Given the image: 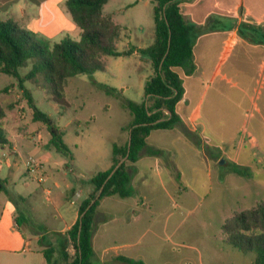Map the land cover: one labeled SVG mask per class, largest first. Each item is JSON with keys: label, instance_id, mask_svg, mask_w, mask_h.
<instances>
[{"label": "rangeland", "instance_id": "374dc122", "mask_svg": "<svg viewBox=\"0 0 264 264\" xmlns=\"http://www.w3.org/2000/svg\"><path fill=\"white\" fill-rule=\"evenodd\" d=\"M191 5L195 20H215L212 31L192 40L193 74L178 69L185 92L177 112L191 136L178 128L151 132L148 147L161 154L143 152L135 164L127 162L133 174L131 197L101 200L94 253L87 264H123L117 256L145 264H254L253 254L225 243L222 225L233 212L264 200V0H184L180 6L185 15ZM62 8L81 31L64 4ZM104 12L121 26L118 49L127 38L132 47L149 45L152 3L109 0ZM249 34L253 43L242 39ZM69 37L79 36L71 32ZM63 39L59 35L49 40L54 44ZM140 61L145 63L129 55L107 56V71L70 78L64 95L56 99L40 78L24 81L36 106L61 127L71 158L49 145L50 134L42 122L34 121L18 80L0 74V103L10 142L0 147V216L11 202L22 216L24 236H39L35 246L54 252L65 247L73 257L72 243L64 245L62 235L51 232L50 218L64 207L66 213L78 208L90 189L78 188L77 180L109 169L113 144L127 142L132 116L119 91L136 102L144 99L135 68ZM31 67L29 60L19 69L22 78ZM96 79L116 93H107ZM14 144L16 156L10 154ZM46 152L49 163L44 161ZM40 162L42 166H36ZM57 198L63 206L53 202ZM23 258L0 248V264H28Z\"/></svg>", "mask_w": 264, "mask_h": 264}, {"label": "trees", "instance_id": "16d2710c", "mask_svg": "<svg viewBox=\"0 0 264 264\" xmlns=\"http://www.w3.org/2000/svg\"><path fill=\"white\" fill-rule=\"evenodd\" d=\"M154 13V42L146 48L128 46L117 51L116 44L121 36V26L112 15L104 12L109 0H67L65 5L73 22L81 30L78 40L70 37L58 43L38 38L21 28L13 20L0 21V74L15 77L25 99L33 110L35 122H42L50 134L49 145L61 155L70 157L71 152L64 141V132L52 118L41 111L30 91L23 85L25 80L44 81L50 94L56 98L63 96L70 78L80 74L93 75L106 71V56H127L136 51L151 59L153 74L144 86V99L136 102L119 91L124 107L132 116L129 124V138L124 145L112 147V165L109 169L93 175L89 179L77 180V187L90 189L78 206L79 217L66 232V241L72 243L74 255L65 250L63 260L52 262L44 250L47 264H87L93 256V235L98 207L107 196L128 198L134 194L133 174L127 162L135 164L143 152L148 156L161 154V150L148 147L147 138L155 130L180 129L186 137L190 130L177 112L178 104L184 98V87L177 69L191 75L196 69L193 61V25L187 22L181 10L184 0H150ZM32 60V67L21 77L19 69ZM106 92L116 93V89L103 85ZM1 94V91H0ZM169 112V113H167ZM6 111L0 103V147L8 145L5 128ZM71 158V157H70ZM126 160L113 172L116 165ZM113 172V173H112ZM82 185H86L84 187ZM22 218L18 217L17 222ZM222 232L226 244L244 254L251 253L254 264H264V200L250 209L235 211L223 223ZM52 252V251H51ZM123 264H145L129 257L117 256Z\"/></svg>", "mask_w": 264, "mask_h": 264}, {"label": "crops", "instance_id": "0c3cea01", "mask_svg": "<svg viewBox=\"0 0 264 264\" xmlns=\"http://www.w3.org/2000/svg\"><path fill=\"white\" fill-rule=\"evenodd\" d=\"M66 1L67 0H0V21L13 20L17 22L21 28L32 33L38 38L49 41L50 43L53 40H49V39H54L59 35L63 36L64 38L69 37V34L71 32L80 37L81 31H78L75 28V26L70 22L67 13L62 8V5L63 4L65 5ZM146 1L151 3L150 0H146ZM182 13L184 15L185 20L193 25L192 40L198 41L200 38H202L203 33L206 30L212 31L211 29L212 23H214L215 20L212 19V17H208V19L205 21L195 20L194 17L196 13L194 12L193 5L186 8V15L184 14L183 11ZM79 37L76 38L75 40H78ZM243 37L244 38L242 39L246 42L253 43V41H255L250 36V34L243 35ZM121 38L122 37L120 36L119 40H121ZM154 39H155V31H153L151 38H149V45L143 47H136V48H146L154 42ZM243 40L240 39V42H243ZM124 44L125 45L123 46L122 49H118V45L116 44L118 52H122L128 49V46L130 45V39L128 38L127 40L125 39ZM193 55H194V48H193ZM129 56L145 60L144 64L140 61L135 67L140 75L139 85L144 89L146 81L153 74L151 59L143 58L144 55L139 54L136 51H134ZM118 57H123V56H118ZM104 60L107 63V56L104 57ZM107 69H108V64L106 71ZM95 81H97V83H100L101 85H105L104 82H102L101 80L96 79ZM10 147H11L10 154L15 156L19 155V153L17 152V146L15 144L10 145ZM45 155L46 156L44 157L45 159L44 161L49 163L51 159L50 153L46 152ZM26 171L29 173L30 167H26ZM0 178L2 177L0 176ZM41 178L43 179V181L46 179V177L43 175L41 176ZM33 194L34 193L32 194L29 193L30 196H32ZM47 194L50 195L49 190L47 191ZM53 202L54 203L56 202L57 204H60L62 206L64 205L62 199L57 198V201H53ZM71 204L73 203L71 202ZM65 210H67L66 207L62 209V212L59 213L58 217L53 216L52 218H50L51 221L50 223L51 225H53L51 232L53 234H61L62 238L64 239H66V232L72 227V225L77 221L79 217L78 208L75 209L71 208L69 213H66ZM99 212L100 211H97V216ZM17 213H18V209L15 206H13L11 202H8L7 205L3 208V212L1 213L0 216V248L2 250H6L7 253L13 254L14 257L16 256L24 257L23 259H25L28 262V264H47V260L44 255L45 248H43V246L37 247L35 246L34 243L35 241H38L39 236L33 235L30 236L29 238L24 236V234L20 230V224L19 222H17V218L18 217L22 218V216ZM97 223L98 222L96 217V222H95L96 229L98 227ZM32 234L34 233L32 232ZM93 240H94V236H93ZM54 244L55 242L49 241V245H54ZM61 245L62 244H60V247ZM62 254L63 252L60 251L59 249L56 250L55 252L50 251L48 253L52 262H60L59 256H61Z\"/></svg>", "mask_w": 264, "mask_h": 264}, {"label": "water", "instance_id": "95a60500", "mask_svg": "<svg viewBox=\"0 0 264 264\" xmlns=\"http://www.w3.org/2000/svg\"><path fill=\"white\" fill-rule=\"evenodd\" d=\"M167 113H169V112H167ZM130 141H131V138L129 137V144H130ZM126 160V158H124V159H122L117 165H116V167L114 168V170H113V172L124 162ZM223 163V160H221L220 161V164H222ZM112 172V173H113Z\"/></svg>", "mask_w": 264, "mask_h": 264}, {"label": "built area", "instance_id": "2783aa9c", "mask_svg": "<svg viewBox=\"0 0 264 264\" xmlns=\"http://www.w3.org/2000/svg\"><path fill=\"white\" fill-rule=\"evenodd\" d=\"M36 166L40 167V166H42V163L40 162L39 164H36Z\"/></svg>", "mask_w": 264, "mask_h": 264}]
</instances>
